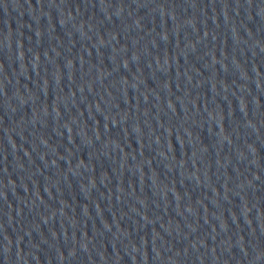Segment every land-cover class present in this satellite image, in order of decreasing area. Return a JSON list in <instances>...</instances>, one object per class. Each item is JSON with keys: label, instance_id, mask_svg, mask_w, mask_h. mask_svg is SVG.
Here are the masks:
<instances>
[{"label": "water", "instance_id": "obj_1", "mask_svg": "<svg viewBox=\"0 0 264 264\" xmlns=\"http://www.w3.org/2000/svg\"><path fill=\"white\" fill-rule=\"evenodd\" d=\"M130 39L264 176V0H81Z\"/></svg>", "mask_w": 264, "mask_h": 264}]
</instances>
